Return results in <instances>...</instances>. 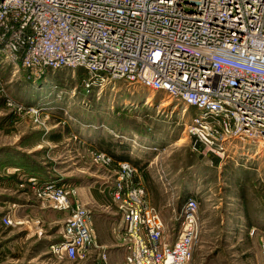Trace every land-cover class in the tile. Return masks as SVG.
Instances as JSON below:
<instances>
[{
    "label": "built area",
    "instance_id": "obj_1",
    "mask_svg": "<svg viewBox=\"0 0 264 264\" xmlns=\"http://www.w3.org/2000/svg\"><path fill=\"white\" fill-rule=\"evenodd\" d=\"M3 63L32 80L48 69L82 68L88 87L123 80L163 92L193 110L185 130L219 157L235 140L264 142V0H0ZM6 102L22 108L10 97ZM89 153L94 163H115L113 178L102 181L120 216L125 263L189 264L197 196L184 200L170 238L136 181L139 168L101 150ZM28 182L39 189L41 203L71 209L62 241L51 249L73 260L94 245L96 264H104L90 208L77 200L71 207L68 200L74 189L51 180ZM0 220L20 224L13 212ZM259 255L264 264V237Z\"/></svg>",
    "mask_w": 264,
    "mask_h": 264
},
{
    "label": "rangeland",
    "instance_id": "obj_2",
    "mask_svg": "<svg viewBox=\"0 0 264 264\" xmlns=\"http://www.w3.org/2000/svg\"><path fill=\"white\" fill-rule=\"evenodd\" d=\"M13 71L12 66L0 64L1 160L12 156L10 147L19 149L25 153L23 160L35 169L88 188L97 179L113 178L109 169L114 166L94 163L89 153L100 151L95 145L99 139L114 145L111 149L115 152L121 149L119 140L140 139L143 151L138 155L146 157L139 164L143 176H137L136 181L152 190L163 185L177 187L170 195L175 203L178 190L181 199L186 189L197 196L198 232L189 264L260 263L259 240L244 232L234 238L233 233L240 229L238 222L247 227L259 222V209L264 206L263 141L235 140L224 157H219L206 152L185 130L193 110L183 113L182 104L163 92L123 80L88 87L85 81L89 76L82 68L48 69L36 80L22 70ZM9 97L22 108L8 104ZM144 97L151 99L150 105ZM24 135L28 136L22 139ZM6 151L10 154H4ZM2 176L0 168V196H6L10 186ZM65 184L75 191L67 196L71 207L75 200L81 203L75 186ZM26 186H12L11 193H21L20 198L37 204H8L0 198V219L13 212L20 221L5 226L0 220V264H88L90 248L97 249L94 245L83 258L73 260L51 249L62 241V223L71 209L52 210L37 198V187L30 184L28 193L21 191ZM164 223L172 238L175 225Z\"/></svg>",
    "mask_w": 264,
    "mask_h": 264
},
{
    "label": "crops",
    "instance_id": "obj_3",
    "mask_svg": "<svg viewBox=\"0 0 264 264\" xmlns=\"http://www.w3.org/2000/svg\"><path fill=\"white\" fill-rule=\"evenodd\" d=\"M27 136L28 135H24L22 139ZM104 142L105 139L101 138L95 143V145L99 146L100 148L99 150L104 151L109 155H111L115 162L120 160H125L137 166L139 168L138 176L139 175L143 176L144 169L140 168L139 164L141 163L140 161L146 157V155L144 154L138 155V152L140 154V152L143 151L140 149V143H139L141 142L140 139L136 138L132 141L130 140L126 142L119 140L117 144L121 146V149L118 152H115L113 149H111L113 148L114 145L110 146ZM10 148H11L10 151L13 152L11 153L12 156L10 158L4 157V159L2 160L0 158V168L2 170V175H3L2 179L6 180L7 183L9 184L8 186H10L9 189L10 193H8L6 196H0V198L2 199L1 202L8 204L9 203L16 204L17 201H19L20 204L21 205L23 204L24 206H27L29 204H37V202H33L34 201L33 199L31 200L28 199L27 197L20 198L19 196L22 194L19 192V190H16L17 192L20 193L16 196L13 195V193L16 194L15 192L11 193V187L17 186L19 183H25L27 185L26 188L23 187L21 191L23 190L26 193H28L29 189L27 187H30L28 182L29 178H36L40 182L51 180V181H55L57 184L66 183V182L71 183V185L75 186V188L78 191L80 202L86 205L87 207H89L92 212L91 227L95 234V243L101 247L102 251L105 252L106 254L105 263L114 262V264H126L124 260L123 235L121 229L120 216L114 206V201L110 192L104 187L102 181L103 178L97 179V181L95 180L93 183L94 185H92L91 187L81 188L80 184L82 183L78 184L75 180H70V179L67 180L63 178L61 179L55 173H52L50 171H46V170L44 171L43 169H35L33 166L28 165L27 161L23 160L25 153H23L19 149H15L12 147ZM10 151H6L4 152V154H10L9 153ZM152 161L154 162V160ZM150 164H152L151 160L147 164L146 167L147 170H149L151 166ZM113 166H115V163H113ZM90 189L93 191L91 192ZM144 189H145V196L147 203L154 206L158 210L164 221L166 222L172 221L175 227H177L179 224L181 206L187 196L194 194L193 190H188V189L184 190L185 197L183 199H181V193L180 190H178L177 191L178 196H176V198L179 197V199L175 203L174 199H172L170 195L172 194L174 195V192L176 191L177 187L174 186L166 187V185H163V187H155L153 188V190L147 189L145 187ZM51 209L56 210L53 208ZM64 222L62 223V227ZM235 222L237 223V221ZM238 223L239 224L236 226L240 227V229L236 228L235 233H233L235 234L233 235L234 238H240V236H242L244 232L246 235H248V237L256 238L260 242V240L264 237V206L260 207L259 209L258 224L252 223L248 225L249 227H247L240 222ZM243 228H245V230H243ZM251 228H254L256 231V233L253 236H249L248 234V230ZM90 251L92 252V254L88 259V264H96L97 261L99 262L98 259L99 248L97 249L90 248Z\"/></svg>",
    "mask_w": 264,
    "mask_h": 264
},
{
    "label": "bare ground",
    "instance_id": "obj_4",
    "mask_svg": "<svg viewBox=\"0 0 264 264\" xmlns=\"http://www.w3.org/2000/svg\"><path fill=\"white\" fill-rule=\"evenodd\" d=\"M59 69H61V68H59ZM54 70H55V69H54ZM109 83H110V82H109ZM104 84H106V83H103V84H101L100 86H102V85H104ZM105 86H106V85H105ZM103 87H104V86H103ZM103 87H101V88L103 89ZM101 88H100V91H102ZM103 90H104V89H103ZM100 91H99V92H100ZM144 98H145V97H144ZM145 99H147V100H145V101H146V104H149V105H150L149 102H150L151 99H150L149 97H146ZM182 106H183V108H185V110L183 111V113H184V112H186V110H187L189 107H186V106H184V105H182ZM184 117H185V116H184ZM248 141H249V140H248ZM232 143H233V142H232ZM232 143H231V144H232ZM227 151H228V150H227ZM254 154H255V153H254ZM68 185H70V184H68ZM52 248H54V246H52Z\"/></svg>",
    "mask_w": 264,
    "mask_h": 264
},
{
    "label": "trees",
    "instance_id": "obj_5",
    "mask_svg": "<svg viewBox=\"0 0 264 264\" xmlns=\"http://www.w3.org/2000/svg\"><path fill=\"white\" fill-rule=\"evenodd\" d=\"M199 145V144H198ZM41 184V182H39V185ZM30 185V184H29Z\"/></svg>",
    "mask_w": 264,
    "mask_h": 264
}]
</instances>
